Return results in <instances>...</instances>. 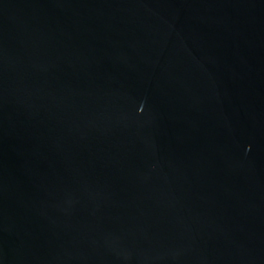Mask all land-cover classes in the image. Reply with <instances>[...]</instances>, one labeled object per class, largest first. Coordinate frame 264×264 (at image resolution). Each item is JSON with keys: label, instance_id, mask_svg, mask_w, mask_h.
Returning <instances> with one entry per match:
<instances>
[{"label": "water", "instance_id": "water-1", "mask_svg": "<svg viewBox=\"0 0 264 264\" xmlns=\"http://www.w3.org/2000/svg\"><path fill=\"white\" fill-rule=\"evenodd\" d=\"M0 264H264V0H0Z\"/></svg>", "mask_w": 264, "mask_h": 264}]
</instances>
